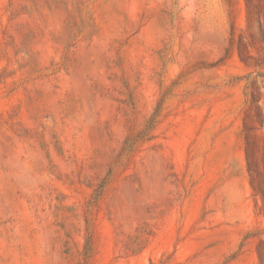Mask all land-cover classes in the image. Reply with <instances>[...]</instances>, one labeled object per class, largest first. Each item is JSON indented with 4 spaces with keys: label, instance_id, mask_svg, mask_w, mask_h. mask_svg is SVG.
Here are the masks:
<instances>
[{
    "label": "rangeland",
    "instance_id": "374dc122",
    "mask_svg": "<svg viewBox=\"0 0 264 264\" xmlns=\"http://www.w3.org/2000/svg\"><path fill=\"white\" fill-rule=\"evenodd\" d=\"M0 264H264V0H0Z\"/></svg>",
    "mask_w": 264,
    "mask_h": 264
},
{
    "label": "trees",
    "instance_id": "16d2710c",
    "mask_svg": "<svg viewBox=\"0 0 264 264\" xmlns=\"http://www.w3.org/2000/svg\"><path fill=\"white\" fill-rule=\"evenodd\" d=\"M248 155H249V153H248ZM248 165H249V171L252 173L253 172V169H252V164H251L250 157H249V163H248Z\"/></svg>",
    "mask_w": 264,
    "mask_h": 264
}]
</instances>
